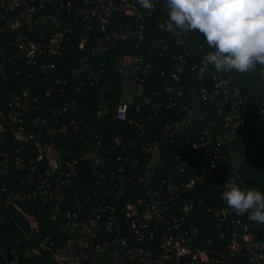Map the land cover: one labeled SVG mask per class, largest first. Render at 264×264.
<instances>
[{"label": "built area", "instance_id": "built-area-1", "mask_svg": "<svg viewBox=\"0 0 264 264\" xmlns=\"http://www.w3.org/2000/svg\"><path fill=\"white\" fill-rule=\"evenodd\" d=\"M152 2L0 0V79L27 83L0 85V227L18 235L9 264H264L258 223L221 199L240 167L225 139L244 127L241 76L205 67L211 49L192 48L203 34L166 31L165 0ZM85 47L116 62L96 65ZM157 59L158 86L146 80ZM109 71L122 74V125L104 141L95 120L109 101L81 117L65 95ZM195 185L217 204L184 200Z\"/></svg>", "mask_w": 264, "mask_h": 264}, {"label": "trees", "instance_id": "trees-1", "mask_svg": "<svg viewBox=\"0 0 264 264\" xmlns=\"http://www.w3.org/2000/svg\"><path fill=\"white\" fill-rule=\"evenodd\" d=\"M202 41V35H198L195 39H192V48L195 52L198 50V43ZM74 47L72 57L78 54L75 43ZM83 53L90 54L88 47H85ZM90 57L96 65L104 64L113 67L116 62L114 52L92 53ZM69 62L72 61L67 60L59 70L61 75L69 76ZM155 62L156 65L150 70V74L146 80L154 82L158 86L160 85L158 74L164 70L166 63L164 59H157ZM256 70L250 73H239L241 76L242 103L238 106V111L244 118V127L240 132L225 139V143L231 158L238 161L241 159L245 160L244 163L240 164L239 168H232L231 166L228 170L229 175L235 176V182L243 189L256 188L264 192V135L262 133L264 126L263 117L260 114V79ZM120 77H122V74H118L117 72H103L100 82H70V86L66 91L65 98L71 101L68 111L81 117H91L95 114L101 96L109 101V114L95 120L97 130L103 136L104 141L111 138L114 130L122 125L113 119V110L121 95ZM20 78L14 75L8 76L0 79V85L4 87L7 82L27 84L20 82ZM146 89L149 90L151 87L146 85ZM184 200H201L202 204L206 206L217 204L216 192L212 187L207 185L202 187L195 185L184 190ZM253 233L257 241L264 242V223H258V227ZM15 238H18V235L14 231H11V227L8 224L0 227V239L8 262L12 260L10 244ZM0 262L3 263L1 253Z\"/></svg>", "mask_w": 264, "mask_h": 264}, {"label": "clouds", "instance_id": "clouds-1", "mask_svg": "<svg viewBox=\"0 0 264 264\" xmlns=\"http://www.w3.org/2000/svg\"><path fill=\"white\" fill-rule=\"evenodd\" d=\"M151 10L152 0H138ZM165 30L200 33L209 51L202 64L219 71L250 73L264 67V0H165ZM221 199L237 215L264 223V192L229 180Z\"/></svg>", "mask_w": 264, "mask_h": 264}, {"label": "water", "instance_id": "water-1", "mask_svg": "<svg viewBox=\"0 0 264 264\" xmlns=\"http://www.w3.org/2000/svg\"><path fill=\"white\" fill-rule=\"evenodd\" d=\"M3 220L4 219L1 218V221H3ZM0 253H1V256H2V259H3V263L4 264H9L7 256H6V253L4 251V248H3V245H2V242H1V239H0Z\"/></svg>", "mask_w": 264, "mask_h": 264}, {"label": "rangeland", "instance_id": "rangeland-1", "mask_svg": "<svg viewBox=\"0 0 264 264\" xmlns=\"http://www.w3.org/2000/svg\"><path fill=\"white\" fill-rule=\"evenodd\" d=\"M244 162H245L244 159H241V160L239 161L240 164H241V163H244Z\"/></svg>", "mask_w": 264, "mask_h": 264}]
</instances>
